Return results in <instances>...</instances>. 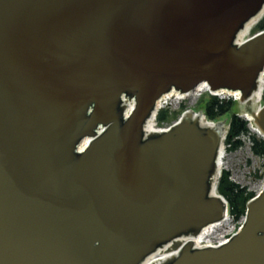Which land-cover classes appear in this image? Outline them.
Segmentation results:
<instances>
[{
  "label": "water",
  "instance_id": "95a60500",
  "mask_svg": "<svg viewBox=\"0 0 264 264\" xmlns=\"http://www.w3.org/2000/svg\"><path fill=\"white\" fill-rule=\"evenodd\" d=\"M263 12L264 0H0V264H264V188L229 242L189 241L228 208L215 187L225 123L189 110L146 132L163 96L203 85L239 95L264 137V31L236 42Z\"/></svg>",
  "mask_w": 264,
  "mask_h": 264
},
{
  "label": "trees",
  "instance_id": "16d2710c",
  "mask_svg": "<svg viewBox=\"0 0 264 264\" xmlns=\"http://www.w3.org/2000/svg\"><path fill=\"white\" fill-rule=\"evenodd\" d=\"M257 29L264 30V17L259 22ZM195 110L202 111L209 121L228 122L229 130L225 143L229 145L231 150L242 146L243 142L241 138L243 135H250L254 154L264 157V138L257 133H253L250 128V122L239 116L240 106L238 101L233 98L222 99L219 96L206 92L198 101ZM178 115L179 113H176L174 116L169 117L168 109H162L159 111L157 117L158 125L162 126L166 121L178 118ZM229 177L228 172H223L218 190L228 199L230 214L239 220L245 216L247 204L256 194L248 192L246 188H241L239 185L233 183Z\"/></svg>",
  "mask_w": 264,
  "mask_h": 264
},
{
  "label": "rangeland",
  "instance_id": "374dc122",
  "mask_svg": "<svg viewBox=\"0 0 264 264\" xmlns=\"http://www.w3.org/2000/svg\"><path fill=\"white\" fill-rule=\"evenodd\" d=\"M258 25L259 23H257L246 34V40L254 37L256 34L262 31L261 29H257ZM205 93L206 91L198 97H188L179 102H175L174 98L170 99L168 105H166L164 109H168L169 117L179 113L178 118L173 119L172 121H166L160 127L156 122V127L168 128L174 123L178 122L184 111L195 110L198 101ZM262 104H264V100H262ZM241 107L242 106H240V111ZM225 127L226 129L229 127L227 121ZM254 132L255 131H253V133ZM241 139L243 142L242 146L234 150H231L228 144H224L225 158L223 160L224 165L222 168V174L218 179V187L221 183L223 172H228L230 181L239 185L241 188H246L248 192H253L257 195L264 188V157H259L254 154L252 149L253 143L250 135H243ZM243 218L244 216L237 220L232 216L231 219H229V221L217 231V235H227V237H229L237 231L243 221Z\"/></svg>",
  "mask_w": 264,
  "mask_h": 264
},
{
  "label": "bare ground",
  "instance_id": "6f19581e",
  "mask_svg": "<svg viewBox=\"0 0 264 264\" xmlns=\"http://www.w3.org/2000/svg\"><path fill=\"white\" fill-rule=\"evenodd\" d=\"M263 16H264V12L259 17L252 20L251 22H249L246 25V27L240 32L239 37H238V41H240V43H242V42H244V40H246V34L262 19ZM263 79H264V76H263ZM263 85H264L263 82L260 81L259 90L256 93L255 101H254L256 105H260L262 100H263V95H264ZM205 91H207V89L203 85H200L194 91H192L189 95L180 94L178 92H172V93H169L168 95L164 96L158 102L157 113H155L152 116V118L148 121V124L146 126L147 133L157 131V127H156V119L157 118L156 117H157L158 111L160 109H162L163 107H165L168 104L170 99L174 98L175 102H179V101H181L185 98H188V97H198L199 95H201ZM226 96H228V94H226ZM132 109H133V106L128 105L127 113L129 114ZM194 117L200 118V120L203 124L213 125V123H210V124L207 123L206 119H204L201 116L194 115ZM87 141L88 140L83 141V143L80 145V148H79L80 150L84 149V147L87 144ZM224 148H225V145H224V138H223L222 147L220 149L219 159H218V170H221L223 168V165H224V163H223V160L225 158V149ZM228 221H229V216L227 215L222 222L206 227L199 236L192 237L189 241H191L193 243V245L200 247L201 245H203L208 240V238L211 235H213L219 228L223 227ZM166 258H167V256L165 254L152 255L149 258H147V260H145V262L143 264H162Z\"/></svg>",
  "mask_w": 264,
  "mask_h": 264
}]
</instances>
